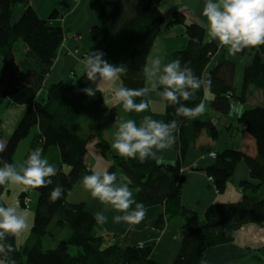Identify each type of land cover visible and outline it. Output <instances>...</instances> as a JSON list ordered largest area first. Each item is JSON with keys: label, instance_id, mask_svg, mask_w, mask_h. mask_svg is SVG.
<instances>
[{"label": "trees", "instance_id": "trees-1", "mask_svg": "<svg viewBox=\"0 0 264 264\" xmlns=\"http://www.w3.org/2000/svg\"><path fill=\"white\" fill-rule=\"evenodd\" d=\"M92 1L97 22L91 28V39L100 45L104 60L112 65L127 66L120 80L127 88L144 87L142 66L163 28L184 26L188 44L173 54V60L179 58L182 66L186 64L198 77L218 51V44L207 40L206 29L197 23H187L181 12L175 11L166 21L158 8L160 0ZM57 17L54 10L46 19L41 18L31 0H0V105L27 106L5 141L0 160L14 164L13 157L19 143L33 128L37 132L24 161L37 148L41 150L42 158L47 159L52 150L58 156V161L52 164L57 174L50 178V185L25 186L38 192V200L29 237L24 244L17 245L15 237H6L15 249L11 253L15 264H156L150 258L152 246L121 244L116 236L101 233L99 223L86 210L85 202H67L71 190L82 184L84 176L92 174L87 169L85 156L88 144L93 140L102 157L111 155L113 163L107 171L115 173L118 182L129 185L133 199L142 203L144 210L163 206V213L153 223L156 229L162 230L175 218L183 219L181 247L172 264H201L207 249L233 242L237 231L245 225L264 222V45L255 48L251 62L243 68L239 96L233 87L234 63L221 55L216 66L209 71L212 97L208 103L212 112L227 115L232 99L244 104L255 93L261 95L262 103L244 109L236 119L237 124L244 127L241 133L253 138L255 156L225 147L215 153L212 163L203 170L213 181L216 191L221 193L232 179L237 164L243 162L249 178L239 182L242 199L235 203L211 204L199 216L181 203L184 176L178 162L161 163L157 153V159L149 158L141 163L138 158H125L112 152L110 143L104 138L103 127L109 121L108 113L114 110L104 104L101 92L89 97L82 91L96 87L87 80L85 69L74 83L60 81L50 84L46 100L37 101L36 96L65 37V31L51 23ZM17 51H20L18 55ZM141 99L137 98V103ZM181 102L188 107L205 103L204 89ZM176 107L165 103L161 113L153 112L149 107L142 113L124 112V115L125 119H134L137 124L144 116L166 123L176 120L178 128L174 134L180 154L194 144L201 132L212 140L216 139L217 127L206 110L194 119H188L177 116ZM58 185L64 188V195L51 202L50 193ZM137 188L140 190L136 191ZM4 192V185H0V206H7L3 200ZM26 199H29L27 192H21L17 199L21 208H25L23 202ZM62 230L67 231L66 238L56 241L55 235ZM47 235L56 245L44 250L42 238ZM71 246L79 249L77 255L69 253Z\"/></svg>", "mask_w": 264, "mask_h": 264}, {"label": "crops", "instance_id": "crops-1", "mask_svg": "<svg viewBox=\"0 0 264 264\" xmlns=\"http://www.w3.org/2000/svg\"><path fill=\"white\" fill-rule=\"evenodd\" d=\"M204 4L205 0H160L158 8L166 21L171 19L175 11H178L185 15L187 23L200 24L207 31V21L202 15ZM31 5L43 19H46L50 12L56 10L58 17L51 23L60 26L65 31V38L57 52V58L36 96L37 101L42 103L46 100V98L43 99L46 97L43 92L50 84L60 81L72 83V77L76 78L77 69L84 71L83 58L97 43L91 39L90 34L92 26L97 22V17L92 0H31ZM207 40L218 44L208 34ZM187 44L188 39L184 26L176 25L168 29L163 28L154 41L148 57L158 56L163 63H168L173 60V54L185 49ZM97 51L101 52L99 49ZM254 52V48H247L243 53L231 56L226 48H220L218 45L217 53L212 56L202 75H208L209 71L218 63L220 56L224 55L227 60L235 64L236 78L237 70H243L244 66L251 62ZM1 68L2 59L0 57V72ZM235 78L233 87L237 94V88L234 86ZM237 87L239 86L237 85ZM255 94L251 95L252 97L249 96L244 104L238 105V108L233 109L231 105L227 115H219L210 110L208 102L212 95L209 91L205 92V110L217 127L218 136L216 139L212 140L205 132H201L194 144L188 147L184 154H180L176 146V138L174 145L158 153L159 162H178L180 164L181 173L184 176L181 203L186 209L196 212L199 216H202L211 204L235 203L243 197L239 182L249 178L248 169L243 162L237 164L232 179L221 193L216 191L203 170L212 163L209 154L220 152L225 147L255 156L256 149L253 138L249 134L241 133L244 127L236 122L237 117L244 109L261 104V95L255 96ZM150 99V108L153 112L164 111L166 102H161L154 93L151 94ZM107 108L116 110L125 118L121 106H107ZM26 110V105L6 106L5 103L0 105V144L4 146L5 141L11 136ZM92 143L88 144V152L85 156L87 169L92 172L107 170L110 161L102 157L95 148V143ZM47 160L51 165L58 161L55 150L51 151ZM79 185L82 186V184ZM83 202L86 203V210L91 214L102 212L107 216V223L99 224L102 233L116 236L123 245L152 246L150 258L156 264L173 263L181 247L183 219L175 218L169 221L162 230L156 229L153 223L158 215L163 213V206L156 205L145 209V215L139 223H114L113 217L121 213H117L108 205L101 204L91 195L88 200ZM27 235L29 237V233ZM205 260L207 264H264V222L245 225L237 231L233 242L207 249Z\"/></svg>", "mask_w": 264, "mask_h": 264}, {"label": "clouds", "instance_id": "clouds-1", "mask_svg": "<svg viewBox=\"0 0 264 264\" xmlns=\"http://www.w3.org/2000/svg\"><path fill=\"white\" fill-rule=\"evenodd\" d=\"M202 15L207 21V34L218 42L220 48H226L231 56L244 49L264 45V0H205ZM103 56L102 52L96 51L89 52L83 58L86 78L96 85L95 88L82 89L87 96L92 97L97 91L106 93L102 94L105 105L122 106L125 113H142L149 109L150 97L154 93L161 102L177 105V116L194 119L204 113L206 106L203 102L188 107L181 101H188L201 88L208 92L211 78L207 74L196 76L186 64L182 66L179 58L163 63L158 56L147 57L142 66L144 87L133 89L119 82L127 66L112 65ZM137 98L143 99L137 103ZM114 125L117 130L112 149L121 157L138 158L141 163L149 158L157 159V153L169 149L176 142V120L166 123L144 116L137 124L134 119L118 117ZM3 150L4 146L0 144V152ZM56 174V167L42 158L39 148L28 155L19 170L14 164L0 160V185L47 187L52 183L50 178ZM120 181H123V177H120ZM81 183L93 199L121 213L113 217L114 223L135 224L144 217L143 204L133 199L132 189L126 182H118L115 173L94 170L91 175L84 176ZM64 192L62 186H56L50 193V201L61 199ZM28 217L26 208L0 206V264H15L11 257L15 249L6 237L18 239L27 231ZM94 219L99 224H105L108 220L102 212L95 213ZM201 264H207V261L202 260Z\"/></svg>", "mask_w": 264, "mask_h": 264}, {"label": "rangeland", "instance_id": "rangeland-1", "mask_svg": "<svg viewBox=\"0 0 264 264\" xmlns=\"http://www.w3.org/2000/svg\"><path fill=\"white\" fill-rule=\"evenodd\" d=\"M50 13H49V15H50ZM49 15H48V17H49ZM98 45H99L98 42L96 44H94L89 52H96L98 49L101 50L100 45H99V48H98ZM19 52L17 51V55L19 54ZM82 72L83 71H80V70L77 69L76 78H75V76L72 77L73 78L72 83L77 81L78 77L82 74ZM242 74H243V70L242 69H240V70L238 69L237 72H236V78H235L236 79V83H234V86L237 88V96L240 95ZM237 85L239 87H237ZM43 93L46 96V91H44ZM255 96H257V94ZM255 96H254V98H257ZM45 98L46 97H43V99H45ZM231 105L233 106V109H235V107L238 108V105H242V104H241V102L239 100L232 99L231 100ZM118 117H123V116L120 113L116 112V110H114V112L113 111L109 112L108 115H107V120H109V121L106 122V124L103 127V129H104V137L110 143V147H111V144H112L113 139H114V133L117 130L115 125H114V122H115V120ZM35 133H36L35 128H33L31 133L29 134V136H27L25 139H23L19 143V145L17 147V150H16V152L14 154V157H13V162H14V165L17 167L18 170H19L20 166L24 162L25 154L27 153L31 143L33 142V139L35 137ZM92 142H94L96 144L95 140L91 141L90 143H92ZM95 144H94V146H95ZM92 147H93V145H92ZM111 150L113 151L114 154H118L112 149V147H111ZM211 154L212 153L209 154L210 158L214 159L216 154L214 153L215 156H213ZM107 159L110 161V165H111L113 163V161H112V158H111L110 154H108ZM4 187H5V192L3 194V200H4V202L6 203L7 206H15L14 202L18 199L20 193L23 192V191L27 192V195H28V198H29L28 199V205L29 206H28V208H26L29 211V217H28L29 229L27 231H25L18 239L15 238V240L17 242V245H20V244L23 245L24 242L28 238L27 234L30 232V229H31V226H32L33 214H34V210L36 208V202L38 200V192L35 191V190H32L30 188H27V187H25L23 185L5 184ZM89 196H90V193L87 192L83 188V186H80L79 184H77L71 190V192L67 196L66 200H67V202H71V203L81 202V201L88 200ZM16 207H18V206H16ZM18 208L24 209V208H21L20 206ZM50 228H52V225L50 226ZM66 233H67L66 230H62V231L57 232V234L55 235L56 241H60V240H63L64 238H66V236H67ZM42 244H43V249L44 250L52 249L56 245V243L48 235L42 238ZM78 251H79V249L77 247L71 246L69 253L71 255H77Z\"/></svg>", "mask_w": 264, "mask_h": 264}, {"label": "built area", "instance_id": "built-area-1", "mask_svg": "<svg viewBox=\"0 0 264 264\" xmlns=\"http://www.w3.org/2000/svg\"><path fill=\"white\" fill-rule=\"evenodd\" d=\"M215 156V155H214ZM209 180L213 183V181L209 178ZM23 204H24V207L25 208H27L28 207V199H26L24 202H23ZM14 205L15 206H21V203L17 200V201H15L14 202ZM22 207V206H21ZM140 246H142V245H140Z\"/></svg>", "mask_w": 264, "mask_h": 264}]
</instances>
